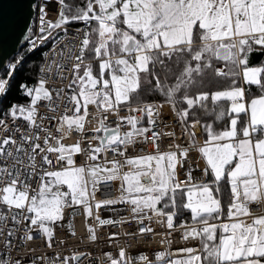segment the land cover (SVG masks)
Returning a JSON list of instances; mask_svg holds the SVG:
<instances>
[{"label": "snow or ice", "instance_id": "obj_1", "mask_svg": "<svg viewBox=\"0 0 264 264\" xmlns=\"http://www.w3.org/2000/svg\"><path fill=\"white\" fill-rule=\"evenodd\" d=\"M38 20L43 66L0 106V264H264V0H42ZM66 213L89 245L121 231L57 251Z\"/></svg>", "mask_w": 264, "mask_h": 264}, {"label": "built area", "instance_id": "obj_2", "mask_svg": "<svg viewBox=\"0 0 264 264\" xmlns=\"http://www.w3.org/2000/svg\"><path fill=\"white\" fill-rule=\"evenodd\" d=\"M42 3V0H36L34 4L37 5L36 8H34L33 14H32V18H31V22L29 27H31L33 29V32L35 33L37 31V26L39 23L38 17H39V6ZM56 5L55 3H49L48 6V12H49V16L48 18L55 20L56 18V13L54 11ZM76 27H82V25H75ZM25 53L21 56H25L27 55L29 52L27 51L29 44L27 41H25ZM51 45H47V46H42L41 48V52H48L50 49ZM9 62H12L9 60ZM38 65L43 66V61L40 59V62ZM38 74L35 73L34 78H36ZM55 86L59 87L62 86L61 82L59 80L55 81ZM67 91V89H66ZM162 119L164 121L165 124H169L170 128L165 129V131H169V130H177V135H179V125L175 122V120L170 116V114L168 113V110L165 109L164 110V115L162 116ZM161 127H163V125H161ZM148 149L151 148V145H147L146 146ZM53 159H55V157H52ZM115 185L111 186V187H105L103 190L102 195H98L99 199L105 198V197H111L113 195H115ZM115 208H117L119 210V214L123 215V216H127L128 213L126 211H124V206L122 205H116L114 206ZM107 213H102V216H106ZM185 219V218H184ZM87 219L83 216H74V218L71 219V223L74 225V229L76 231L77 236L73 237L70 235V230H68V223H69V217L68 214L66 213V219L65 221L62 222L61 226H58L56 228V235H57V239H64L67 241V244L63 247H61L60 245H56V249L57 251H66L68 248H71L72 251H91L93 256L99 257L102 255V252L100 251L101 249H107V245L104 239V234L105 233H110V232H120L121 228H110V227H105L101 230V240L99 242L98 245H89L87 243V239H86V235H85V226L87 224ZM125 228H131L133 227L132 225H125ZM158 231L162 232V229H157ZM84 236V240L83 242H81L79 240V237ZM157 239H159L157 237ZM174 248L176 246H181L182 242L180 240V234L177 232L174 235ZM123 239H121V243H123ZM133 245L136 244V241L132 242ZM146 243H152L153 246H157L154 241H149ZM36 248V253L40 254V253H45L48 252L49 250L43 246V244L41 242H37L35 245H33Z\"/></svg>", "mask_w": 264, "mask_h": 264}, {"label": "water", "instance_id": "obj_3", "mask_svg": "<svg viewBox=\"0 0 264 264\" xmlns=\"http://www.w3.org/2000/svg\"><path fill=\"white\" fill-rule=\"evenodd\" d=\"M36 0H0V68L25 45Z\"/></svg>", "mask_w": 264, "mask_h": 264}, {"label": "trees", "instance_id": "obj_4", "mask_svg": "<svg viewBox=\"0 0 264 264\" xmlns=\"http://www.w3.org/2000/svg\"><path fill=\"white\" fill-rule=\"evenodd\" d=\"M24 53H25V46L21 47L19 51L13 55L10 61H13L15 58H18ZM25 57H27V59L24 62V66L16 72L15 77L11 81L10 91L7 93L6 96L3 97L6 99V104H8V106L16 101L22 100V95L18 90V85L21 82L26 81L28 83H35V78H34V75L36 73L35 69L41 59V50L31 54L28 53L27 55H25ZM187 218L188 217L185 216V219Z\"/></svg>", "mask_w": 264, "mask_h": 264}, {"label": "rangeland", "instance_id": "obj_5", "mask_svg": "<svg viewBox=\"0 0 264 264\" xmlns=\"http://www.w3.org/2000/svg\"><path fill=\"white\" fill-rule=\"evenodd\" d=\"M0 106H2V107H7L8 106V104H6V99L5 98H2V100H0Z\"/></svg>", "mask_w": 264, "mask_h": 264}, {"label": "crops", "instance_id": "obj_6", "mask_svg": "<svg viewBox=\"0 0 264 264\" xmlns=\"http://www.w3.org/2000/svg\"><path fill=\"white\" fill-rule=\"evenodd\" d=\"M260 59H262V57H259V56L254 57V60H255V61H259ZM184 218H185V217H184Z\"/></svg>", "mask_w": 264, "mask_h": 264}]
</instances>
